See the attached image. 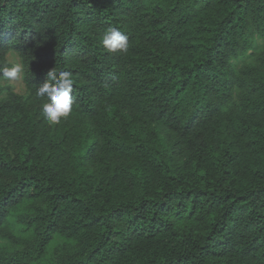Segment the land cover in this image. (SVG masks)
<instances>
[{
    "label": "trees",
    "instance_id": "trees-1",
    "mask_svg": "<svg viewBox=\"0 0 264 264\" xmlns=\"http://www.w3.org/2000/svg\"><path fill=\"white\" fill-rule=\"evenodd\" d=\"M257 36L264 0H0L30 92L0 87V264H264V49L232 63ZM50 71L73 81L55 125Z\"/></svg>",
    "mask_w": 264,
    "mask_h": 264
},
{
    "label": "clouds",
    "instance_id": "clouds-1",
    "mask_svg": "<svg viewBox=\"0 0 264 264\" xmlns=\"http://www.w3.org/2000/svg\"><path fill=\"white\" fill-rule=\"evenodd\" d=\"M102 46L109 53H126L129 47L128 35L117 27H109L101 38ZM22 71V66L16 63L12 66L0 68L2 77L15 79ZM71 73L50 71L47 75V82L39 87L36 95L44 99L41 107V115L50 124L55 125L61 122L62 118H67L72 112Z\"/></svg>",
    "mask_w": 264,
    "mask_h": 264
},
{
    "label": "rangeland",
    "instance_id": "rangeland-1",
    "mask_svg": "<svg viewBox=\"0 0 264 264\" xmlns=\"http://www.w3.org/2000/svg\"><path fill=\"white\" fill-rule=\"evenodd\" d=\"M264 49V37L257 36L254 41V48L250 49L247 53L244 55H240L238 58H234L232 60V63L235 65V67L240 68L243 64H255L256 63V57L258 54ZM5 59L7 62V66H12L16 63L21 64L22 66V71L18 74L17 78L15 79H6L0 76V87L3 88H10L17 94L28 98L30 97V92L28 91L26 85H25V70L26 66L20 56V54L12 49L8 50L5 53ZM7 90H3L2 93L0 94L1 97L6 95ZM26 210V204L21 205L17 209V213L23 212ZM13 221V229L12 231L14 234L24 237V236H29V234L25 231L24 226L19 222L17 216L12 217ZM61 238H57L56 241L51 245L49 251L53 252L55 250V247L57 243L61 242ZM16 248V245L11 242L5 235L4 233L0 232V250L2 249H8L10 251L14 250Z\"/></svg>",
    "mask_w": 264,
    "mask_h": 264
}]
</instances>
